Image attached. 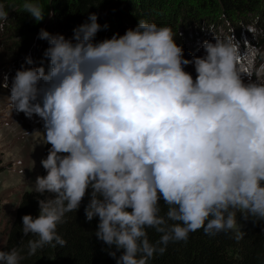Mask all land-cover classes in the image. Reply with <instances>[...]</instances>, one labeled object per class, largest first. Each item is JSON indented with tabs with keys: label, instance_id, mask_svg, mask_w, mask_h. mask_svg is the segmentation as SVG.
<instances>
[{
	"label": "clouds",
	"instance_id": "9594fccd",
	"mask_svg": "<svg viewBox=\"0 0 264 264\" xmlns=\"http://www.w3.org/2000/svg\"><path fill=\"white\" fill-rule=\"evenodd\" d=\"M44 8L23 0L37 23ZM8 19L0 4V31ZM97 19L90 14L71 38L41 29L48 70L22 65L11 81V109L39 117L51 146L41 160L47 174L34 182L44 197L39 215L22 217L23 235L38 237L27 256L66 246L58 225L86 195V221L99 218L95 236L116 264H150L201 229L233 232L239 242L237 214L264 222V50L245 38L241 54L232 30L204 41L205 55L186 59L169 26L140 20L96 41ZM258 20L245 26L255 38L264 35ZM0 87L9 88L7 75ZM149 228L160 234L155 242ZM22 252L0 250V264H20Z\"/></svg>",
	"mask_w": 264,
	"mask_h": 264
},
{
	"label": "trees",
	"instance_id": "16d2710c",
	"mask_svg": "<svg viewBox=\"0 0 264 264\" xmlns=\"http://www.w3.org/2000/svg\"><path fill=\"white\" fill-rule=\"evenodd\" d=\"M39 3L45 7L44 19L37 23L30 14L22 10L23 0H0V4L8 12V18H11L10 25L15 30L16 37L30 39L28 43L31 42V45L41 29L71 38L73 29L89 22L88 16L92 13L97 15V22L101 25V30L95 37L100 41L102 38H111L116 33L123 35L127 29L135 28L140 20H145L158 26L171 27L176 33L177 43L185 48L200 40L199 36L202 40V35L214 42V36L206 34L211 26L213 29L210 33L216 31V26H220L224 32L227 30V34L233 30L236 38L242 33L244 39L253 46L260 48L264 45V35L255 38L245 27L253 24L258 17L255 27L264 30V0H39ZM226 21L229 22L228 25ZM201 26L205 29L202 34L197 32ZM240 43L242 52L245 50L243 40ZM33 51L35 50H32L31 55L34 54ZM44 53L43 50L35 52L34 56L42 57L37 60L39 63L42 62ZM50 147L44 144V158ZM2 168L0 166V170ZM46 174L40 163V176ZM38 198L44 197L35 191H26L20 196L6 234V242L0 246V250L10 251L12 248L22 247L25 259L20 264H116V260L105 251L107 245L95 236L99 218L86 221L84 209L89 202L87 195L79 210L67 213L66 223L58 225V234L67 241L66 246H45L34 256H27L28 241L38 237L23 235L22 217H38ZM160 206V214L164 215L167 206L163 202ZM251 219L254 218L250 217L246 221L237 214L238 224L245 233L239 242L233 232L208 236L201 229L190 233L187 242L170 243L167 251L163 255H156L150 264H264V222L253 223ZM146 231L150 242L160 238V234L154 229ZM119 255L118 252L117 256Z\"/></svg>",
	"mask_w": 264,
	"mask_h": 264
},
{
	"label": "rangeland",
	"instance_id": "374dc122",
	"mask_svg": "<svg viewBox=\"0 0 264 264\" xmlns=\"http://www.w3.org/2000/svg\"><path fill=\"white\" fill-rule=\"evenodd\" d=\"M10 19L6 22L3 31H0V82L7 75L9 83V88L0 87V166L3 167L0 170V246L6 242V234L20 196L26 191H35L34 182L36 177L40 176V163L44 158L43 122L39 117L34 116L28 119L23 113H17L15 109H11L8 98L11 81L22 65L24 67L43 66L45 71L49 66V61L45 56H43L42 65L37 61L42 57L34 56L36 51H45L49 46L48 42L37 36L32 40L31 45V42L28 43L30 39L16 37V32L10 25ZM228 24L229 22L226 21V25ZM212 29L213 26L210 31ZM204 30L201 26L197 32L201 33ZM215 30L211 33L208 31L207 36L210 34L213 37L218 34L223 37L231 34H227V30L224 32L220 26H216ZM193 33L196 35L195 32ZM198 38L200 40L188 44L186 48L183 45L186 59L205 55L202 44L206 40L209 41V38L204 35H202V40L200 36ZM236 39L241 42L244 40V35L239 33ZM260 48L264 50V45ZM32 50H35L33 55H31ZM243 52L244 50L241 54ZM29 56L34 61L32 65L26 63L25 58ZM259 62L257 61L258 64ZM185 71L191 73L195 79L196 72L193 65L186 66ZM244 80L248 82L247 77H244Z\"/></svg>",
	"mask_w": 264,
	"mask_h": 264
}]
</instances>
